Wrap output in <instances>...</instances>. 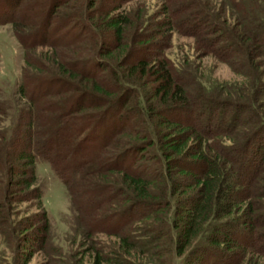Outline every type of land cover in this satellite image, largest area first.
I'll return each mask as SVG.
<instances>
[{"label": "trees", "instance_id": "trees-1", "mask_svg": "<svg viewBox=\"0 0 264 264\" xmlns=\"http://www.w3.org/2000/svg\"><path fill=\"white\" fill-rule=\"evenodd\" d=\"M156 13L0 0L24 61L0 128V224L18 229L22 253L48 227L41 159L66 189L88 264H150L169 243L185 264L218 255L211 242L264 256V0H160ZM173 32L240 80L211 86L188 76L190 62L176 68L162 53ZM15 199L37 212L11 218ZM133 214L139 233L121 228ZM98 233L114 238L105 254Z\"/></svg>", "mask_w": 264, "mask_h": 264}, {"label": "rangeland", "instance_id": "rangeland-1", "mask_svg": "<svg viewBox=\"0 0 264 264\" xmlns=\"http://www.w3.org/2000/svg\"><path fill=\"white\" fill-rule=\"evenodd\" d=\"M113 2L119 9L141 5L150 19L158 18L156 12L160 0H113ZM18 10L19 7L14 10L13 15H16ZM162 53L176 68L190 62L192 73L195 74L188 76H195L198 82L206 85L220 86L225 81L238 82L241 78L239 74L232 73L224 62L194 50L192 38L188 35L173 32L168 46L162 48ZM23 65V49L12 34L10 23L0 22V128L10 122L12 110L18 103L14 89ZM34 170L37 182L42 184L40 200L47 215L48 227L42 240L35 241L32 245L21 243L24 250H28L22 253L23 247H19L22 235L19 234L18 229L15 231L12 228L4 229L0 224V264H88L91 257L87 251H84L85 239L76 229L74 214L70 209L69 197L64 185L41 159L35 160ZM256 190L258 187L254 188V192ZM34 202L30 199L11 201L10 208L14 212L11 218L17 220L26 214L37 212ZM144 225L139 215L133 214L121 225V228L131 226L135 229V233H139ZM18 226L21 227L20 224ZM94 241L103 254L108 250L107 246L114 244V238L103 233H98ZM210 244L211 249L218 253L215 257H211L216 258V262H211V258H205L206 260L195 261L194 264H264L263 254L260 251L255 252L243 241ZM165 246L158 254V258L156 257L153 262L150 261V264H185L181 257L175 254L172 243Z\"/></svg>", "mask_w": 264, "mask_h": 264}]
</instances>
